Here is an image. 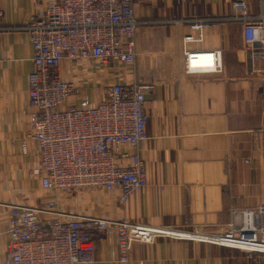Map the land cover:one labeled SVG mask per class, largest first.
I'll return each mask as SVG.
<instances>
[{"label": "crops", "instance_id": "1", "mask_svg": "<svg viewBox=\"0 0 264 264\" xmlns=\"http://www.w3.org/2000/svg\"><path fill=\"white\" fill-rule=\"evenodd\" d=\"M35 1L0 0V264L9 241L8 205L39 204L45 197L30 175L38 157L25 116L32 48L28 34L16 27L28 19ZM233 1L132 0L141 22L132 70L118 62L115 71L103 75L107 82L154 83L144 103L148 138L138 146L148 181L125 204L105 194L100 203L70 209L170 233L133 242L124 263L118 260L115 235H106L85 264H264V253L198 238L224 232L239 220L240 210L264 201V57L251 68L242 49L241 23L233 20L207 26L199 40H183L195 33L186 19L227 16ZM248 1L256 10L258 1ZM187 50H219L221 68L186 71ZM93 77L96 81L98 74Z\"/></svg>", "mask_w": 264, "mask_h": 264}, {"label": "built area", "instance_id": "2", "mask_svg": "<svg viewBox=\"0 0 264 264\" xmlns=\"http://www.w3.org/2000/svg\"><path fill=\"white\" fill-rule=\"evenodd\" d=\"M257 1L256 10L248 0H234L227 16L186 19L195 33L183 40H199L204 28L221 20L237 21L253 68L264 57V0ZM140 23L132 0H36L28 19L16 26L28 34L32 48L25 116L38 157L30 175L46 197L39 204L8 205L9 241L2 264L89 263L95 243L109 234L115 235L118 260L124 263L133 242L170 233L128 219L81 213L59 198L63 194L70 201L72 192L92 189L103 192H95L92 200L111 194L125 204L147 184L138 146L148 138L144 103L154 83L107 82L103 75L115 71L118 62L132 70ZM184 62L188 72L217 71L221 55L219 50H187ZM260 133L264 154V128ZM237 215L239 220L224 232L198 238L264 253V201Z\"/></svg>", "mask_w": 264, "mask_h": 264}, {"label": "rangeland", "instance_id": "3", "mask_svg": "<svg viewBox=\"0 0 264 264\" xmlns=\"http://www.w3.org/2000/svg\"><path fill=\"white\" fill-rule=\"evenodd\" d=\"M102 92V87L100 88V93ZM38 188H39V186H38ZM45 192V191H44ZM44 192H42V193H40L41 195L40 196H45L46 197V193H44ZM95 192H98L99 193V195L101 194L102 195V193L103 192H101V191H97V190H92V189H80V190H77V191H75V192H72L71 193V195H72V198L70 199V201H66L65 200V198H66V195H63V194H61V195H59L60 197V201H61V203L63 204V205H65V204H69V205H72V207H78L79 208V210H81L80 209V207H81V205H85V206H92V197L94 196L93 194L95 193ZM61 196L64 198V199H61ZM44 197V198H45ZM94 201H96V200H94ZM38 203V202H37ZM99 204V203H98ZM75 205H78V206H75ZM94 206H96L95 207V209L96 210H100V206L98 207V205H94Z\"/></svg>", "mask_w": 264, "mask_h": 264}]
</instances>
